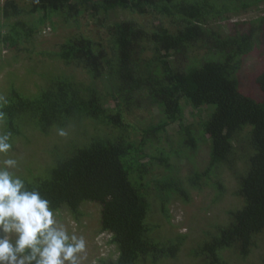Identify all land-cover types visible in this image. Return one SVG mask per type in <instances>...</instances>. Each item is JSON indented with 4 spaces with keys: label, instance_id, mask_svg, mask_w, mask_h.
<instances>
[{
    "label": "trees",
    "instance_id": "1",
    "mask_svg": "<svg viewBox=\"0 0 264 264\" xmlns=\"http://www.w3.org/2000/svg\"><path fill=\"white\" fill-rule=\"evenodd\" d=\"M261 1L264 0L252 2ZM25 4L27 8L23 9L16 0H0V45L13 54H19L33 35V30L19 20L24 13L41 14L39 26L56 14L75 20L89 10L104 15L116 10L139 15L154 12L178 25L172 30L160 26L151 33L132 21L108 25L113 61L107 59L100 44L84 37L68 39L53 54L67 66L73 62L82 65L93 81L109 70L113 88L125 107L139 101L138 95L145 93L149 105L158 108L163 119L146 129L138 143L128 139L126 124L116 110L120 105L106 107L105 99L94 87L81 86L64 76L50 77L36 94H24L14 84L9 86L6 97L0 100V112L5 114L3 130L13 134V141L23 137L25 122L41 135L82 120L120 132L119 136L103 135L71 148V154L50 166L45 177L25 179L29 186L38 187L54 208L67 209L76 221L82 217L84 203L100 206V232L110 236L108 242L115 247L117 257L101 259L97 264H145L148 257L153 263L175 259L185 239L180 236L176 241L154 242L150 236L156 227L147 222L150 205L142 192L153 164L171 169L169 156L163 150L146 154L144 148L150 134L157 135L183 120L181 99L195 109L213 107L201 124L208 137V165L201 172L194 171L186 183L200 189L214 170L226 167L237 179L235 196L243 201V206L229 211V226L219 227L216 237L190 250L188 255L199 260V264H228L222 257V251L227 250L246 259L255 248V238L264 236V66L254 78L260 98L243 93L235 77L242 58L258 49L264 36V17L234 23L230 33L222 38L207 28L209 16L227 11L221 0H25ZM220 4L221 10L217 8ZM145 43L152 45L149 61L142 58ZM199 46L205 47L210 57L197 65L179 68L168 61L173 57L177 64L188 62ZM246 129L252 154L246 171L238 174L234 171L233 144ZM180 131L183 145L195 151L198 140L191 128L182 126ZM146 158L149 159L144 162ZM154 185L160 198L167 194L168 198L174 195L189 201L184 182L177 175L155 180ZM164 204L162 200L161 213L167 217Z\"/></svg>",
    "mask_w": 264,
    "mask_h": 264
},
{
    "label": "rangeland",
    "instance_id": "2",
    "mask_svg": "<svg viewBox=\"0 0 264 264\" xmlns=\"http://www.w3.org/2000/svg\"><path fill=\"white\" fill-rule=\"evenodd\" d=\"M16 1L23 9L27 8L25 0ZM252 1L221 0L226 5L227 11L209 16L207 28L217 32L223 38L230 33L234 23L264 17V1L259 4ZM242 4H247V7L243 8ZM217 8L221 10V4ZM40 16L41 14L30 16L24 13L19 19L33 30V35L23 45L19 54H13L0 45V100L6 97L11 84H14L19 92L30 94L37 92L47 84L50 77L64 76L81 86H91L97 89L101 97L105 99L106 107L113 108L119 104L120 108L118 106L116 110L121 114L123 123L126 124L128 139L133 143L142 140L146 129L161 122L163 116L159 113L158 108L149 105L145 93L140 95L136 93L139 101L125 107L113 88L109 70L100 79L93 81L82 65L73 62L67 66L56 59L53 54L59 51L68 39L84 37L100 44L107 54V59L113 61V46L107 31L108 25L132 21L151 33L160 26L169 30L176 29L178 25H175L172 19L162 17L154 12L139 15L130 11L116 10L104 15L101 12L94 13L89 10L75 20L67 19L62 14H56L51 17L50 22L39 26L37 20ZM45 29L47 30L43 34ZM144 46L146 50L142 58L149 61L153 53L152 45L145 43ZM209 57L207 49L199 46L190 54L188 62L177 64L173 57L168 61L174 67L183 68L197 65ZM263 66L264 36L259 41L258 49L242 58L241 66L235 77L239 89L256 99L261 96L254 83V78ZM180 106L183 110V120L169 125L165 131L157 135L150 134L149 142L144 148V152L150 155L163 150L169 156L168 165L171 169L161 167L160 164H153L149 168L142 192L150 205L147 222L156 227L154 230L152 229V234L150 233L154 242L176 241L180 236H183L185 241L175 259H163L158 263H153L148 257L145 264H199V260L189 258L190 250L192 251L216 237L219 227L225 228L230 225L229 211L239 210L243 206V201L235 196L237 179L226 167H221L218 171L214 170L209 178L202 182L200 189L193 188L186 183V179L194 171L201 172L208 165V137L203 134L201 124L208 118L210 110L213 111V107L195 109L186 99H181ZM182 126H189L198 140L195 151H191L183 145L180 131ZM0 129H3V122H0ZM57 129L55 127L47 135H41L31 123H24L23 137L15 139L13 145V152L17 154L16 158L20 162L18 175L26 180H32L33 176L43 178L47 174L46 170L50 166L53 167L58 159L71 154L73 147L86 145L91 139L99 136L115 137L120 134L118 130L91 120L70 122L64 128L68 133L66 137L58 136ZM247 131L248 129L233 144L235 147L234 171L238 174L246 171L248 157L252 154L247 141ZM148 159L146 158L144 162ZM175 175L184 182V188L189 193L188 202H184L179 196L174 195L168 198L165 194L160 198L155 188V180L161 181ZM218 183H220V189ZM162 200L165 201L167 217L161 213ZM59 213L69 231L84 236L87 242L86 253L80 264H97L101 259H116L115 247L108 242L110 236L100 232V206L98 204L84 203L81 206L82 217L78 221L74 220L67 209L63 208ZM254 242L255 248L251 250L246 259L243 260L234 251L227 250L222 251L224 261L228 264H263L264 236L255 238ZM138 264H142V262Z\"/></svg>",
    "mask_w": 264,
    "mask_h": 264
},
{
    "label": "clouds",
    "instance_id": "3",
    "mask_svg": "<svg viewBox=\"0 0 264 264\" xmlns=\"http://www.w3.org/2000/svg\"><path fill=\"white\" fill-rule=\"evenodd\" d=\"M12 135L0 129V264H80L84 236L70 232L51 200L17 174ZM57 135L68 133L58 128Z\"/></svg>",
    "mask_w": 264,
    "mask_h": 264
}]
</instances>
